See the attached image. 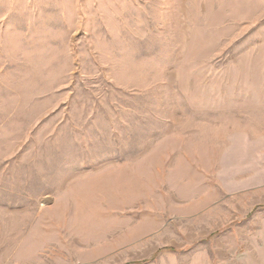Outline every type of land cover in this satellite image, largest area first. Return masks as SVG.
Instances as JSON below:
<instances>
[{
    "label": "rangeland",
    "instance_id": "374dc122",
    "mask_svg": "<svg viewBox=\"0 0 264 264\" xmlns=\"http://www.w3.org/2000/svg\"><path fill=\"white\" fill-rule=\"evenodd\" d=\"M0 264H264V0H0Z\"/></svg>",
    "mask_w": 264,
    "mask_h": 264
}]
</instances>
